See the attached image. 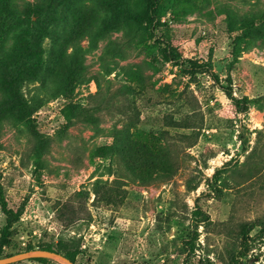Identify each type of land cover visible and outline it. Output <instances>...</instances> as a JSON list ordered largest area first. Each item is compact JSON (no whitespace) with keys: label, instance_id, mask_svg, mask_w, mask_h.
<instances>
[{"label":"rangeland","instance_id":"374dc122","mask_svg":"<svg viewBox=\"0 0 264 264\" xmlns=\"http://www.w3.org/2000/svg\"><path fill=\"white\" fill-rule=\"evenodd\" d=\"M105 1L65 2L42 41L47 65L75 16L97 15L92 32L63 52L64 63H79L80 82L66 89L52 68L20 85L36 108L39 153L24 123H0V196L21 209L4 253L73 240L75 264H221L243 250L236 234L250 224L237 264H264V0H160L151 25L122 21L106 31ZM133 75L138 87L128 94L137 95L141 119L125 128L118 109ZM98 88L119 95L97 122L68 120L66 107L85 106ZM142 132L161 136V149L177 158L171 179L142 185L116 163L121 133L130 142ZM116 168L128 177L111 184ZM103 182L117 188L116 204L93 205V187ZM81 190L89 193L85 211L71 224L59 220L58 205Z\"/></svg>","mask_w":264,"mask_h":264},{"label":"trees","instance_id":"16d2710c","mask_svg":"<svg viewBox=\"0 0 264 264\" xmlns=\"http://www.w3.org/2000/svg\"><path fill=\"white\" fill-rule=\"evenodd\" d=\"M69 0H0V123L22 122L26 125L29 133L28 137L31 142V151L38 154L41 147H37L36 133L33 130L32 115L36 108L29 105L20 93V85L32 79L44 69L50 71L55 69V76L62 81L66 89H70L80 82L84 75L82 74L79 63L73 61L70 63L63 62V52L67 47L75 46L79 37L88 36L92 31V25L98 20L97 15L93 12L86 16L81 13L75 16V29L70 34L57 36L61 40L59 56L55 60V55L46 65L41 60L42 41L50 34V27L57 19V13L63 4ZM162 1V0H161ZM160 0H106L105 9L111 12L109 22L103 24L106 31L110 27H118L122 21L131 23L132 26L142 22L151 25L156 19L160 5ZM81 27H80V26ZM103 31V30H102ZM103 31V32H105ZM176 53L175 50L169 49V53ZM175 58V55H171ZM55 60V61H54ZM44 65V67H43ZM133 85L128 87L127 92L121 91V95H127L132 88L138 87V76H132ZM137 83V84H136ZM97 87H99L97 83ZM119 94L109 95L98 91L87 97L85 106L71 105L65 109V116L68 120L75 118L83 122L95 124L97 115L106 109L110 100L115 99ZM124 106L118 109L119 121L125 123V128H129L139 123L141 113L136 106V96L131 95ZM245 101V100H244ZM246 107L243 108V110ZM165 123L171 127L180 125V121L171 117H164ZM123 141L118 145L115 155L118 157L122 170L132 175L142 185H148L154 181H166L173 177L177 169V158L173 152L168 149H161L160 142H157L150 132L139 133L137 141L126 142L121 133ZM159 140V139H158ZM32 145H34L32 147ZM255 148V146H254ZM252 153V152H251ZM114 173L115 180L111 183H118L122 178L128 177L121 174L116 168ZM106 182L96 184L93 187V205L96 203L105 205L116 204V198L120 196L117 188H114ZM191 189V186H188ZM89 199V193L81 190L70 196L67 203L59 204L57 207V218L66 223H73L77 219V213L84 210ZM74 202L77 206H74ZM0 208L5 217V224L0 229V258L13 255L15 253H4V249L9 245L12 236V227L19 220L21 209L14 211L11 209L6 200L0 196ZM88 219H90L87 212ZM250 225V224H249ZM243 225L237 232L238 239L242 240V251H231V255L221 258V264H237L238 260L244 258L248 252L247 226ZM256 226V225H255ZM53 251L68 258L75 264L76 255L78 254L77 245L73 240L59 241L56 244L38 243L35 246L28 244L23 250L16 253L27 252L31 250ZM31 261H37L42 264L50 262L49 259L35 258ZM20 264V262L12 263Z\"/></svg>","mask_w":264,"mask_h":264},{"label":"water","instance_id":"95a60500","mask_svg":"<svg viewBox=\"0 0 264 264\" xmlns=\"http://www.w3.org/2000/svg\"><path fill=\"white\" fill-rule=\"evenodd\" d=\"M35 258H45L49 260L59 261L63 264H74L68 258L64 257L61 254H58L53 251L46 250H31L27 252H22L15 255H10L6 257L0 258V264H12L17 263L24 260H30Z\"/></svg>","mask_w":264,"mask_h":264}]
</instances>
